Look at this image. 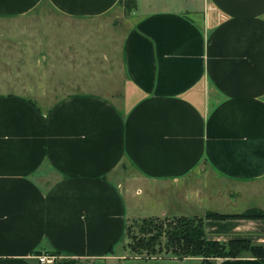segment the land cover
<instances>
[{"label":"crops","instance_id":"obj_1","mask_svg":"<svg viewBox=\"0 0 264 264\" xmlns=\"http://www.w3.org/2000/svg\"><path fill=\"white\" fill-rule=\"evenodd\" d=\"M122 1L0 0V264L115 258L134 219L264 211V0H137L125 29ZM117 58L120 96L34 95ZM204 228L264 246V219Z\"/></svg>","mask_w":264,"mask_h":264},{"label":"trees","instance_id":"obj_2","mask_svg":"<svg viewBox=\"0 0 264 264\" xmlns=\"http://www.w3.org/2000/svg\"><path fill=\"white\" fill-rule=\"evenodd\" d=\"M122 3L126 8L135 9L137 0H123ZM206 219L259 220L264 219V211L254 208L234 215L208 212L205 218H144L133 223L138 224L139 235L133 234L134 225H129L126 236L134 240L133 244L129 245L132 253L146 256L145 259L172 257L182 261L188 258H201L203 264H215V260L218 259L251 256L264 261L263 245L244 239L228 242L209 240L204 228ZM72 262L77 261H68Z\"/></svg>","mask_w":264,"mask_h":264},{"label":"rangeland","instance_id":"obj_3","mask_svg":"<svg viewBox=\"0 0 264 264\" xmlns=\"http://www.w3.org/2000/svg\"><path fill=\"white\" fill-rule=\"evenodd\" d=\"M135 17L134 9L126 8L123 3L109 14V18L115 19L116 25H121L123 29L131 25ZM80 62H82L83 65L87 62L91 64V66L86 69L85 72L83 70L82 74L51 76L47 84L45 83L44 85L41 83V85H35L36 92L34 95H36L38 100L41 103H45L42 102L45 100L46 104H52L61 97L81 92L100 94L110 98L121 95L119 89L124 86L125 79L118 58L111 61L100 59L98 61L93 60L89 62L79 61L78 63ZM207 178H209V176L206 173H202V178L200 182H197V185L207 182ZM166 218L174 219L178 217ZM140 220L141 219H134L129 223V225H134L133 234L139 235L138 224L133 223ZM133 242L134 240L125 235L114 249L115 258H100L91 261L68 263V261L72 260L55 255L58 257L56 264H203L199 258H191L183 263L169 260H147L145 259L146 256H138L132 253L129 245L133 244Z\"/></svg>","mask_w":264,"mask_h":264},{"label":"built area","instance_id":"obj_4","mask_svg":"<svg viewBox=\"0 0 264 264\" xmlns=\"http://www.w3.org/2000/svg\"><path fill=\"white\" fill-rule=\"evenodd\" d=\"M57 256L52 254L40 255L37 257L40 264H56Z\"/></svg>","mask_w":264,"mask_h":264}]
</instances>
